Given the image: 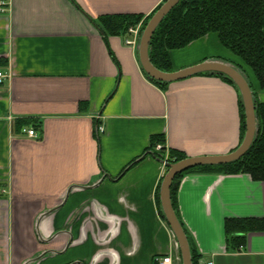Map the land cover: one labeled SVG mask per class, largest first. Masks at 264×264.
Wrapping results in <instances>:
<instances>
[{
  "label": "crops",
  "instance_id": "crops-1",
  "mask_svg": "<svg viewBox=\"0 0 264 264\" xmlns=\"http://www.w3.org/2000/svg\"><path fill=\"white\" fill-rule=\"evenodd\" d=\"M8 3L0 13V70L10 75L0 85V264H156L165 255L183 264L158 202L168 165L152 138L163 137L168 154L232 152L241 144L240 91L216 74L160 85L127 34L106 35L102 17L143 20L161 0ZM169 53L172 71L210 59L243 66L264 102L254 73L218 33ZM176 201L198 264H264V178L197 170L182 178ZM228 219L256 222L233 249Z\"/></svg>",
  "mask_w": 264,
  "mask_h": 264
},
{
  "label": "trees",
  "instance_id": "trees-1",
  "mask_svg": "<svg viewBox=\"0 0 264 264\" xmlns=\"http://www.w3.org/2000/svg\"><path fill=\"white\" fill-rule=\"evenodd\" d=\"M154 13L155 11L144 19V28ZM142 18V15L137 14L102 17L104 31L106 35L108 33H125L130 26L142 20ZM211 32L218 33L222 44L238 55L252 69L259 81L261 90L264 91V0H181L164 17L154 32L149 49L150 58L154 65L161 70L172 71L170 50L185 47ZM238 68L245 73L246 70L243 66L238 65ZM200 74L212 73L203 72ZM216 75L223 77L238 89L235 82L224 74L219 73ZM150 79L152 78L150 77ZM152 80L163 86L169 83ZM254 100L258 131L251 147L240 159L222 165H203L189 168L176 176L171 192L173 206L178 216L176 191L180 181L188 173L197 170H214L224 173H248L255 180L264 178V102L257 99L256 92H254ZM240 108L242 113V142L246 131V118L241 94ZM158 143H164L163 137H153L151 143L154 155L162 160L165 156V150L155 151V146ZM186 157L185 153L170 149L168 162H177ZM160 187L161 184L157 197L161 207ZM160 210L163 217H165L162 207ZM181 222L187 232L182 220ZM255 223L254 220L245 221L240 219H228L226 221L230 249L244 244V238L240 239L241 234L245 230L255 228ZM259 225L256 224V227ZM190 246L193 264H198L200 255L196 253L191 240Z\"/></svg>",
  "mask_w": 264,
  "mask_h": 264
},
{
  "label": "water",
  "instance_id": "water-1",
  "mask_svg": "<svg viewBox=\"0 0 264 264\" xmlns=\"http://www.w3.org/2000/svg\"><path fill=\"white\" fill-rule=\"evenodd\" d=\"M180 1L181 0H165L155 11V13L147 22L145 28L143 29L138 42L139 59L142 68L149 77L161 82L178 81L203 72H210L212 74H224L225 76L233 80L237 85L242 97L246 118V131L244 138L241 144L235 150L230 153L221 155L188 156L177 162L168 163V170L161 182V206L167 223L169 224L178 241L183 264H193L188 234L172 202L171 189L173 181L179 173H182L189 168L203 165H222L240 159L249 150L256 138L258 131V121L256 116L254 92L250 86L247 75L231 63L217 59H210L180 70L165 71L155 66L152 62L149 54V49L154 32L156 31L157 27L164 19V17Z\"/></svg>",
  "mask_w": 264,
  "mask_h": 264
},
{
  "label": "built area",
  "instance_id": "built-area-1",
  "mask_svg": "<svg viewBox=\"0 0 264 264\" xmlns=\"http://www.w3.org/2000/svg\"><path fill=\"white\" fill-rule=\"evenodd\" d=\"M165 1V0H163ZM10 8V4L8 3V0H0V13H6L7 11H9ZM129 32H130V38L125 40V43L127 45H133V46H137L140 36L142 34V29L139 30V28H135V27H130L129 28ZM132 37V39H131ZM10 75H8L6 72L0 70V85H2L5 80L9 77ZM101 130H103V127H100ZM24 132H27L29 136L31 137H37V132L34 128L31 129H27L24 128L23 130ZM165 145L164 143H158L155 146V150L156 151H162L165 150ZM165 165H168V152H165V156L162 158L161 160ZM155 261L157 264H173V257L170 255H165V256H157L155 258ZM207 264H213V262H208Z\"/></svg>",
  "mask_w": 264,
  "mask_h": 264
},
{
  "label": "rangeland",
  "instance_id": "rangeland-1",
  "mask_svg": "<svg viewBox=\"0 0 264 264\" xmlns=\"http://www.w3.org/2000/svg\"><path fill=\"white\" fill-rule=\"evenodd\" d=\"M161 1H163V0H161ZM164 2V1H163ZM133 27H135V28H139V30L140 29H142V31H143V29H144V19L143 20H139V21H137V22H135V24H133L132 25ZM132 26H130V27H132ZM129 27V28H130ZM129 28L127 29V31L125 32V34H127L128 35V37L126 38V39H128V38H130V32H129ZM125 39V40H126ZM131 39H132V37H131ZM189 45V44H188ZM129 46H133V45H129ZM136 46V45H135ZM135 46H133V47H135ZM183 48V47H182ZM177 49H180V48H177ZM173 50V49H172ZM171 51V50H170ZM251 69V68H250ZM252 70V69H251ZM253 72V71H252ZM255 75V74H254ZM254 77H256V76H254ZM255 79H257V78H255ZM258 81V80H257ZM172 233V232H171Z\"/></svg>",
  "mask_w": 264,
  "mask_h": 264
},
{
  "label": "flooded vegetation",
  "instance_id": "flooded-vegetation-1",
  "mask_svg": "<svg viewBox=\"0 0 264 264\" xmlns=\"http://www.w3.org/2000/svg\"><path fill=\"white\" fill-rule=\"evenodd\" d=\"M157 264V263H156Z\"/></svg>",
  "mask_w": 264,
  "mask_h": 264
}]
</instances>
